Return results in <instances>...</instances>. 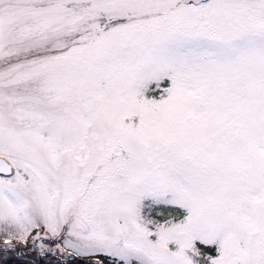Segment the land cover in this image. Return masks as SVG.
<instances>
[{"label":"snow or ice","instance_id":"snow-or-ice-1","mask_svg":"<svg viewBox=\"0 0 264 264\" xmlns=\"http://www.w3.org/2000/svg\"><path fill=\"white\" fill-rule=\"evenodd\" d=\"M0 264H264V0H0Z\"/></svg>","mask_w":264,"mask_h":264}]
</instances>
